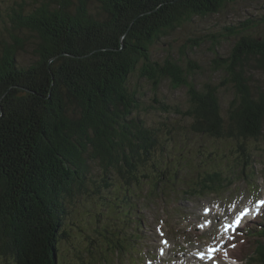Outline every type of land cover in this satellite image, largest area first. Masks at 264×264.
I'll list each match as a JSON object with an SVG mask.
<instances>
[{"label":"trees","instance_id":"obj_1","mask_svg":"<svg viewBox=\"0 0 264 264\" xmlns=\"http://www.w3.org/2000/svg\"><path fill=\"white\" fill-rule=\"evenodd\" d=\"M237 1L37 0L29 12L23 5L10 8L9 24L0 30V260L59 264L66 199L84 196L96 177V193L116 183L140 192L143 182L151 183L155 193L163 182L175 186L171 178L181 168L155 156L164 150L159 139L166 126L151 128L139 117L140 99L128 86L135 71L154 94L163 81L186 90L185 110L153 102L190 120L192 133L239 146L264 136V92L251 77L264 73V39L251 37L252 20L213 37L215 46L219 38L235 36L227 56L213 54L211 68L224 76L218 85L198 88L191 60L184 67L173 57L151 56L152 47L177 29ZM26 31L37 37L27 64L18 56ZM189 42L192 49L203 43ZM226 86L234 96L223 117L218 96ZM91 163L100 168L97 174ZM201 183L205 191L213 189ZM199 194L204 192L193 195ZM259 247L256 253H264V242Z\"/></svg>","mask_w":264,"mask_h":264},{"label":"rangeland","instance_id":"obj_2","mask_svg":"<svg viewBox=\"0 0 264 264\" xmlns=\"http://www.w3.org/2000/svg\"><path fill=\"white\" fill-rule=\"evenodd\" d=\"M36 1L0 0L2 33L9 24L11 7L23 5L29 12ZM91 10L99 12L95 5H91ZM243 20L255 23L249 31L251 37L264 39V0H238L228 4L218 14L195 18L192 23L185 24L153 46L152 59L162 61L165 57H173L184 67L191 60L197 66L192 79L198 88L208 82L218 85L224 76L222 72L212 70L213 54L227 56L235 36L219 38L220 43L215 46L211 45L215 40L213 37L217 38L225 27L236 26ZM24 37V51L18 56L23 58L21 63L27 64L32 58L31 50L37 37L29 31ZM189 40L203 43L192 49ZM137 73L135 71L130 75L128 86L140 99L142 108L139 117L145 124L155 129L166 126L161 130L159 139L164 150L156 152L155 156L163 165L181 168L178 176L171 178L175 186L170 181L163 182L159 192L155 193L151 183L143 182L141 192L132 186L126 188L116 183L110 188L101 186L96 193L94 187L98 177L95 184L87 182L88 191L84 196H75L70 202L66 199L67 212L61 230L67 234L58 243L59 264H147L149 258L154 257L152 264H187L193 262V254L202 251L205 246H215L214 256L209 259L212 263L258 264L260 259H264V253H256L251 258L255 247L253 238L256 237L244 233L243 238L248 239L236 246L237 240L242 237L225 232L222 229L224 220L221 219L229 217L234 208L237 212L264 197V136L239 146L233 139L192 133L190 120L164 113L155 108L157 105L153 102L155 98L171 108L185 110L189 106L186 90H173L168 81H163L154 94L150 84ZM251 77L264 92V73L256 72ZM233 96L230 86L219 89L223 117ZM242 147L245 157L241 159L239 151ZM91 169L94 174L100 170L95 163H91ZM204 180L209 188H213L211 191L202 187ZM189 189H193L194 193L203 191L204 194L193 195ZM162 191L164 194H161ZM263 218L255 224L248 222L246 227L257 228ZM210 219V228H196ZM160 226H163L170 246L166 251H169L168 256L164 258L157 253L156 230ZM140 253H144V257ZM0 264L10 263L0 260Z\"/></svg>","mask_w":264,"mask_h":264},{"label":"bare ground","instance_id":"obj_3","mask_svg":"<svg viewBox=\"0 0 264 264\" xmlns=\"http://www.w3.org/2000/svg\"><path fill=\"white\" fill-rule=\"evenodd\" d=\"M211 171V170H210ZM213 172V171H212ZM206 173V172H205ZM208 173V172H207ZM206 173V174H207ZM232 180V179H231ZM264 217V216H263ZM264 219V218H263ZM263 223H264V221H263ZM248 228V227H247ZM254 239V241H255V247H254V252H253V255H252V257L251 258H253L254 257V255L256 256V251H257V248H260L259 247V243L260 242H264V237H261V236H259V237H257L256 239L255 238H253ZM215 248V247H214ZM252 254V253H251ZM190 260V259H189ZM188 262V261H187ZM249 262H250V259H249ZM187 264H211L210 262H208V263H206L201 257H199V258H196V259H194V261L193 262H188Z\"/></svg>","mask_w":264,"mask_h":264},{"label":"snow or ice","instance_id":"obj_4","mask_svg":"<svg viewBox=\"0 0 264 264\" xmlns=\"http://www.w3.org/2000/svg\"><path fill=\"white\" fill-rule=\"evenodd\" d=\"M260 204H264V201H260V202H258V205H260ZM246 214H247V211H245V212L241 213L239 216H237V217H236V222H235V224H234V225H230L229 227H230V228H234L235 225H238L239 222H240V220H241V218H242V216H244V215H246ZM201 258L203 259V256H201Z\"/></svg>","mask_w":264,"mask_h":264}]
</instances>
